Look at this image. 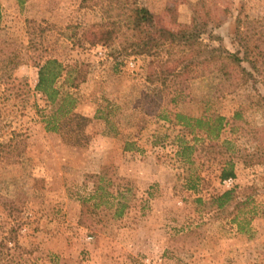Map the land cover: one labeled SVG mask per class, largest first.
Here are the masks:
<instances>
[{"label": "rangeland", "instance_id": "rangeland-1", "mask_svg": "<svg viewBox=\"0 0 264 264\" xmlns=\"http://www.w3.org/2000/svg\"><path fill=\"white\" fill-rule=\"evenodd\" d=\"M198 1L138 0L173 28L191 22ZM98 2L0 0V41L8 43L1 47L3 58L15 53L22 63L0 82V244L5 245L0 259L7 264H264V70L246 84L235 73L226 85L220 72L221 52L239 51L235 19L241 30L244 21L261 22L254 33L264 35V0H230V16L208 29L220 40L203 37L218 50L214 66L184 83L169 78L165 86L148 80L156 79L168 58L164 52L123 51L122 39L82 43L77 28L101 21ZM48 59L65 71L74 69V86L62 80L57 85L76 97L75 111L91 120L85 146L68 145L44 129L42 118L51 107L35 86L37 65ZM174 113L218 114L228 121L219 138L234 152L232 186L219 180L221 159L210 160L206 145L200 151L196 142L190 168L199 181L187 189L189 172L175 154L178 127L158 117L173 121ZM107 170L104 178L124 180L123 198L89 199V205L102 204L82 221L79 198H89L96 176ZM232 187L241 201L251 197L243 211L252 209L253 216L241 233L230 223L234 203L223 213L209 205ZM118 202L126 207L114 218Z\"/></svg>", "mask_w": 264, "mask_h": 264}, {"label": "trees", "instance_id": "trees-1", "mask_svg": "<svg viewBox=\"0 0 264 264\" xmlns=\"http://www.w3.org/2000/svg\"><path fill=\"white\" fill-rule=\"evenodd\" d=\"M24 1L16 0L19 5ZM230 4V0H214L210 4L205 0H199L195 5L191 22L188 25L173 28L164 25L161 17L141 5L138 0H132V3H129V0H100L96 6H99L101 21L77 29H79L82 43L108 45L116 39H122L123 51H138L149 56H158L159 53L164 52L168 58L159 67L156 79L149 78V82L156 81L160 82L161 86H165L170 78L173 81L180 80L181 83H184L194 74L203 75L202 72L210 70L214 66L215 53L218 50L205 44L203 37L206 35L212 40H220V37H214L212 33H209L208 29L210 25L213 28H218L224 19L230 16ZM244 23L246 30H241V20L235 19L239 51L221 52L225 58V65L220 71L221 79L224 80L223 85H226L225 81H230L235 73L239 76V83L246 84L249 81H255L254 75L262 74V67L264 70V35L254 33L256 27H260L261 22L247 20ZM2 45H8V43L0 41V82L8 78V73L22 64L15 53H12L8 58H3L5 51L4 48L1 49ZM168 62H171L170 64L173 66H168ZM243 64L247 65L249 70L244 68ZM37 66L38 81L35 91L45 97L51 107L50 113L43 115L42 118L45 131L59 134L66 144L73 147L85 146L88 143L85 129L91 120L75 111L76 97L57 85L58 81L62 80L64 85L74 86L75 78L72 75L74 69L67 68L65 71L61 63L55 59H48ZM262 78L264 81V76ZM173 116V121L165 115L158 117L178 127L176 141L179 148L175 154L182 166L185 165L186 171L189 172L185 178L187 189H195L196 181H199V175L191 173L192 168H190L194 163L191 159L192 151L198 150L196 142L202 146L200 151H203V146L206 145L208 154L213 156L210 157V160L215 161L218 157L221 159L217 162L221 167L219 169L220 181L229 178L235 179L234 152L226 146L229 145L228 142L220 141L219 138L228 121L218 114H204L199 118L181 113H174ZM235 116L238 117L237 114ZM190 143H194L196 146ZM252 157L250 156V158ZM105 175H109L108 170L102 176H96L89 198H79L82 221H84L85 215H95L99 205L102 204L101 201H97V203L89 205V199L94 202L102 200V196L114 199L115 194L120 199L123 198L120 184L124 180L115 176L106 179ZM236 191V187H232L212 197L209 199V205L215 206L218 212L223 213L229 204L234 203L230 223L235 224L241 233L249 225L253 210L243 211L250 204L251 197L248 195L244 197V201H241L236 195ZM194 201L201 202L200 199ZM119 202L113 213L114 218H120L123 208L126 207L125 203ZM85 220L84 224L88 223V226L93 223L89 219ZM98 223L101 222L95 224ZM4 246L3 243L0 244V253ZM0 264L7 263H3V260L0 259Z\"/></svg>", "mask_w": 264, "mask_h": 264}, {"label": "built area", "instance_id": "built-area-1", "mask_svg": "<svg viewBox=\"0 0 264 264\" xmlns=\"http://www.w3.org/2000/svg\"><path fill=\"white\" fill-rule=\"evenodd\" d=\"M131 66H132V64H131ZM222 183H223V185H225V186H227V187H230V186L233 185L234 180L231 179V178H229V179L224 180Z\"/></svg>", "mask_w": 264, "mask_h": 264}]
</instances>
